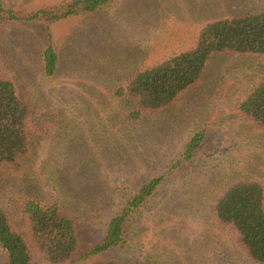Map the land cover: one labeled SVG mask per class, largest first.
<instances>
[{
    "label": "rangeland",
    "instance_id": "rangeland-1",
    "mask_svg": "<svg viewBox=\"0 0 264 264\" xmlns=\"http://www.w3.org/2000/svg\"><path fill=\"white\" fill-rule=\"evenodd\" d=\"M70 1L0 4L26 15ZM260 12L264 0H116L99 12L52 26L59 68L51 78L41 64L48 44L45 28L0 25V77L13 80L36 111L62 115L43 139H33L24 160L0 170V205L14 229L24 234L18 214L24 195L63 203L80 220L79 256L73 264H90L94 259L80 258L103 239L122 200L165 176L159 192L137 215L128 246L97 259L258 264L237 233L214 217V207L233 184L252 180L264 186V127L238 110L264 81V56L214 55L199 83L139 120L130 118L134 102L116 92L140 68L193 47L206 24ZM196 133L205 134L203 148L179 164ZM6 259L0 245V264H7ZM35 263L46 264L38 257Z\"/></svg>",
    "mask_w": 264,
    "mask_h": 264
},
{
    "label": "trees",
    "instance_id": "trees-1",
    "mask_svg": "<svg viewBox=\"0 0 264 264\" xmlns=\"http://www.w3.org/2000/svg\"><path fill=\"white\" fill-rule=\"evenodd\" d=\"M116 0H71L52 8H41L26 15L0 4V25L40 24L48 44L41 54L46 77H54L59 55L54 47L51 28L71 18L90 15ZM218 53L264 56V12L216 20L200 31L193 47L156 65L140 68L124 88L116 92L134 102L130 118L139 120L147 112L160 111L202 79L211 58ZM133 106V104H132ZM240 115L264 127V81L256 84L238 104ZM52 112L36 111L19 95L13 80L0 77V170L16 166L31 152L33 139H43L55 123ZM54 125V124H53ZM204 133H196L186 146L183 159L190 161L203 148ZM178 164V165H179ZM165 176L154 178L132 190L122 200L121 210L108 224L103 239L80 260L90 264H131L117 259H97L128 246L130 230L138 214L150 203L164 184ZM80 211H84L82 207ZM24 234L14 229L0 205V245L7 264H73L79 256L78 212L63 203L48 204L42 197L24 195L18 204ZM214 217L234 230L249 257L264 264V186L246 180L227 187L216 199Z\"/></svg>",
    "mask_w": 264,
    "mask_h": 264
}]
</instances>
